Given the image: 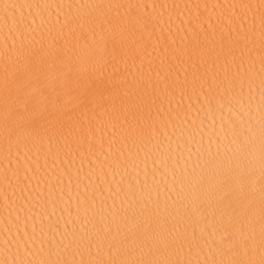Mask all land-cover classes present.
<instances>
[{
	"label": "snow or ice",
	"instance_id": "6c2138e0",
	"mask_svg": "<svg viewBox=\"0 0 264 264\" xmlns=\"http://www.w3.org/2000/svg\"><path fill=\"white\" fill-rule=\"evenodd\" d=\"M0 6V264H264V0ZM109 66L133 98L73 120ZM169 130L207 152L141 179Z\"/></svg>",
	"mask_w": 264,
	"mask_h": 264
},
{
	"label": "bare ground",
	"instance_id": "6f19581e",
	"mask_svg": "<svg viewBox=\"0 0 264 264\" xmlns=\"http://www.w3.org/2000/svg\"><path fill=\"white\" fill-rule=\"evenodd\" d=\"M20 0H17V3ZM7 10L8 12H19V8H12L7 6H0V14H3ZM27 9H24L27 14ZM131 77L128 76L124 69V66H120L118 69H113L111 66L104 69L101 72L89 73L85 81L81 85V92L78 98V104L74 111L70 112V116L73 120H79L83 114H87L91 120L93 117L99 115L101 111L111 110L113 108H119L122 105L130 102V98H133V90L129 87ZM241 104L243 108L241 111L247 110L255 115V109L248 107V100L246 97L241 98ZM224 112H227L225 110ZM209 121H205L207 125ZM169 135L172 136L171 141H165L161 145L160 152L164 153L165 149H168L167 158V173L164 166L159 163H154L157 159L155 148L152 149V157L145 163L140 165V175L143 179L144 172L147 171L149 178L154 174L157 180H163L165 183H171V175L169 173H175L179 175L187 166L191 168L193 162L196 160V149L199 148L201 152H207L209 148L208 134H204L203 142L201 143L200 135H196L191 141V159H189V152L187 151L188 137L173 135L169 130ZM163 139V137H161ZM181 146L178 147L177 145ZM211 150L214 153L216 151V145L211 146ZM259 146L257 145L256 162L259 165ZM111 203V202H109Z\"/></svg>",
	"mask_w": 264,
	"mask_h": 264
},
{
	"label": "clouds",
	"instance_id": "9594fccd",
	"mask_svg": "<svg viewBox=\"0 0 264 264\" xmlns=\"http://www.w3.org/2000/svg\"><path fill=\"white\" fill-rule=\"evenodd\" d=\"M221 118L227 119L228 118V113L227 112H223V113L217 114V128L219 127V122H220Z\"/></svg>",
	"mask_w": 264,
	"mask_h": 264
}]
</instances>
